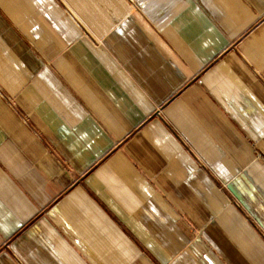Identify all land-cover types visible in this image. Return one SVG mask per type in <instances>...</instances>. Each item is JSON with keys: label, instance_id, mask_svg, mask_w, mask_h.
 <instances>
[{"label": "crops", "instance_id": "crops-1", "mask_svg": "<svg viewBox=\"0 0 264 264\" xmlns=\"http://www.w3.org/2000/svg\"><path fill=\"white\" fill-rule=\"evenodd\" d=\"M0 264H264V0H0Z\"/></svg>", "mask_w": 264, "mask_h": 264}]
</instances>
